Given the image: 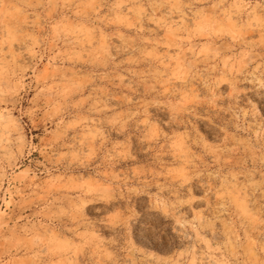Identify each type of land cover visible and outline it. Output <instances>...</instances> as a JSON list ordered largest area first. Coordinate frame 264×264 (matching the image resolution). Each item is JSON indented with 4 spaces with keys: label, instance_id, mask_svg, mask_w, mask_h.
Wrapping results in <instances>:
<instances>
[{
    "label": "rangeland",
    "instance_id": "obj_1",
    "mask_svg": "<svg viewBox=\"0 0 264 264\" xmlns=\"http://www.w3.org/2000/svg\"><path fill=\"white\" fill-rule=\"evenodd\" d=\"M0 264H264V0H0Z\"/></svg>",
    "mask_w": 264,
    "mask_h": 264
}]
</instances>
